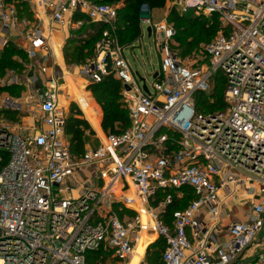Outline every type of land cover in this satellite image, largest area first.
<instances>
[{
	"label": "built area",
	"instance_id": "built-area-1",
	"mask_svg": "<svg viewBox=\"0 0 264 264\" xmlns=\"http://www.w3.org/2000/svg\"><path fill=\"white\" fill-rule=\"evenodd\" d=\"M28 8V14L23 7ZM178 16L214 18L217 36L184 62L174 29L139 9V38L117 37L118 7L88 0H0V53L28 62L0 75V264H131L144 238L164 241L160 264H264V0H166ZM99 25L92 57L74 75L121 85L129 127L81 155L66 137L65 67L56 40ZM147 29L159 69L134 73L124 52ZM145 66V65H144ZM224 80L225 113L199 112L195 97ZM145 88V90H144ZM18 95V97H12ZM30 120L11 126L3 113ZM80 175V177L78 176ZM184 208L164 215L176 200ZM249 205L233 222L229 206ZM119 212L130 211L134 215Z\"/></svg>",
	"mask_w": 264,
	"mask_h": 264
},
{
	"label": "trees",
	"instance_id": "trees-1",
	"mask_svg": "<svg viewBox=\"0 0 264 264\" xmlns=\"http://www.w3.org/2000/svg\"><path fill=\"white\" fill-rule=\"evenodd\" d=\"M94 4L105 5H121L122 8L117 11V22L119 21V15L121 14L123 26L120 29L117 25V37L121 45L129 46L135 42L139 35V9L141 6L146 5L149 10L161 9L165 6L166 0H88ZM26 8V7H25ZM174 22L172 23L175 32L174 41L178 44L179 56L188 57L193 50H195L204 40L210 39L211 36L216 34L220 29L219 24L214 18L200 19L192 18L188 16H178L174 12ZM209 20V22L207 21ZM209 23V24H208ZM85 28H90L93 35H88L90 39L82 42L80 36L82 32L76 31L71 34V37L67 40L66 45V63L80 66L84 63V60L91 55L95 41L103 29L99 25L88 24ZM86 30V29H85ZM130 34L132 41L127 42L124 39V34ZM85 33V32H84ZM127 42L128 44H126ZM16 49L12 46H8L3 52L0 53V71L3 68H11L14 66L12 58L16 55ZM200 54V52H199ZM212 90L205 95H197L195 97V103L197 110L204 113H215L225 106L224 93L225 85L224 80L219 76H215L213 83L211 84ZM90 90L98 100V104L103 114L102 129L106 134H119L129 127L128 114L121 105V85L113 77L108 76L104 78L100 83L90 84L88 86ZM197 101L199 102L197 104ZM89 106L93 107L89 99ZM77 115L79 112H76ZM119 126V128L116 127ZM89 130L87 123L76 117H72L68 120L66 126V136L69 138L71 153L75 156L81 155L84 151V132ZM90 132V131H89ZM190 198H184L176 200L173 206L167 209L164 215V221L167 225H170L169 213L175 209H182L185 207L186 202ZM116 207V206H115ZM117 211V209H116ZM118 216L121 218L123 214L133 216L130 211L123 210L117 211ZM165 248L164 241L159 239L155 244H151L146 252L145 261L148 264H160L161 254ZM152 249V250H151ZM152 255L149 256L148 254ZM108 251L101 250L96 254L88 256V261L93 264L103 263L108 258ZM97 258V261H92V258Z\"/></svg>",
	"mask_w": 264,
	"mask_h": 264
},
{
	"label": "rangeland",
	"instance_id": "rangeland-1",
	"mask_svg": "<svg viewBox=\"0 0 264 264\" xmlns=\"http://www.w3.org/2000/svg\"><path fill=\"white\" fill-rule=\"evenodd\" d=\"M25 7H23V11L26 14H28L29 13L28 12V8L27 7L25 8ZM117 7L119 8V10L122 8L121 5H117ZM166 9H167V6H166V3H165V6L161 10L153 11V16H154V18H155V20L157 22H162L164 16L167 14V23H168V25H172V23L174 22L173 20L175 18L174 14H173V12H168ZM190 17L198 18V17H194V16H190ZM199 18L203 19V17H199ZM204 19H206V18H204ZM207 21L209 22V20H207ZM117 25H118V27L120 29L123 26V21H122L121 14L119 15V21L117 22L116 26ZM85 29L84 30H80V32H82V36H80V39L82 40V42L85 41V40L90 39V37L88 35H93V32H92V30L90 28H85ZM218 31L216 32V34L214 33V35L211 36L210 39L208 38V39L204 40L195 50L192 51V53L188 57L179 56V50H177L178 49V44L176 42H175V45H173L171 47V49L184 62L191 61L193 59H196V57L200 55L199 54L200 50L203 48V46L205 44H208L211 40H213L217 36ZM124 39L127 42H131L132 41V36L130 34H127V32H126L124 34ZM127 42H125V43L128 44ZM55 45L60 46V48L62 46V58H63V61H64L65 68H66V70L68 72L70 71V73L74 76V73H75L74 69L78 65L71 64L72 62L70 64L66 63L65 59H66V55H67V53H66L67 40L64 41V42H61L60 40L57 39L56 42H55ZM10 46L15 48L17 53L12 58V61L14 62V66L9 68V69H14V70H17L19 72H24L28 68V62L26 61V59L24 57L23 50L20 49V47H22L21 44H20V47H18L15 44H11ZM92 55L93 54L91 52V55L88 56L85 60L91 58ZM124 56H125L127 62L129 63V65L131 66L132 71L134 73H137L140 77L143 76L144 70H147V71L150 72L153 69L156 72L159 69L160 58L158 57V54L156 53V51L154 49L152 40L148 39L147 36L144 37V39L142 41V44H140V45L136 44L134 46V48L127 49L124 52ZM6 69L7 68H3L0 71V75H2ZM74 77H77V76H74ZM61 85L66 88L64 90V96L66 97V101L68 100V102H70V104L67 106V112H66L67 113V122H68V120L70 118L75 117V116L76 117L78 116V118L84 120L87 123V125L89 126V130L88 131L92 132V135H91L90 138H87V137L84 138V140H86V144L88 143L91 146V148L98 147L101 144V142L103 141V136L106 135V132L103 131L102 126H101L102 121H103V114H102L101 108H100V106L98 104V100L96 99V96L90 90H88V86L89 85L84 83L81 80H78V78H75L74 84H72L69 81L68 85L70 86L71 90L67 87L68 85H66L64 83V81L61 82ZM74 85H75V87H74ZM68 89H69V91H68ZM211 90H212V87H210V91ZM209 93H207L206 95L208 96ZM76 96L77 97L81 96L82 98L84 97L85 99L87 98L88 103H89V99H90L92 106L95 107L98 110L99 116H101V117H100V125L99 126L97 125V130H96V128L93 127L92 124L89 123V121L87 120V116L80 109V107H79L80 105H78L79 101H78V98ZM0 97H1V95H0ZM12 97H18V95H15V96H12ZM74 99H75V101H74ZM72 100H73V102H72ZM120 103H121V105L124 108L122 100L120 101ZM198 103L199 102L197 101V104ZM224 104H225V106L220 110V112H222V113H225L227 111V107H228L227 106L228 104L226 103V101L224 102ZM76 112H79V114L77 115ZM3 118L11 126H20V122H26L27 116L25 114H20V113H8V112L5 113L4 112L3 113ZM116 127L119 128L118 125H116ZM67 140H69L68 137H67ZM78 176L80 177V175H78ZM248 207H249V205L232 206V207L229 206V211H228L227 215L230 216V217H233V218L234 217H237V218L241 217L243 215V209L244 208L248 209ZM114 209H115V211H116V209L118 211L119 207L116 206V207H114ZM149 239L153 241L151 244H155V243H157L159 241V239H157L154 236L150 237ZM146 252H147V250H146ZM148 255L151 256L152 252H151V254H148ZM92 261L96 262L97 258L93 257ZM108 263H109L108 261L104 260V262L100 263V264H108Z\"/></svg>",
	"mask_w": 264,
	"mask_h": 264
},
{
	"label": "crops",
	"instance_id": "crops-1",
	"mask_svg": "<svg viewBox=\"0 0 264 264\" xmlns=\"http://www.w3.org/2000/svg\"><path fill=\"white\" fill-rule=\"evenodd\" d=\"M162 9V8H161ZM161 9H156V10H161ZM156 10H152V16H153V11H156ZM153 18H154V16H153ZM155 19V18H154ZM140 34V33H139ZM138 38H139V35H138V37H137V39L136 40H138ZM148 38V37H147ZM58 40H60L61 42H64V41H66L65 39H63V38H58ZM135 40V41H136ZM61 49V50H60ZM57 55H56V54ZM54 55H55V60H54V63L55 64H57L58 66H61V67H65V65H64V61H63V58H62V46H61V48H60V46H58L57 45V47H56V49H55V51H54ZM59 57V58H58ZM77 68L78 67H76L74 70H75V72L77 73ZM66 69V68H65ZM69 78H65V84L66 85H68V83H69V81L72 83V84H74V80H75V78H78V80H81V81H83L81 78H79L78 76L77 77H74L70 72H69ZM72 78V79H71ZM84 82V81H83ZM84 83H86V82H84ZM69 89H70V86L68 85L67 86ZM74 87H75V85H74ZM66 89V88H65ZM69 89H68V91H69ZM71 90V89H70ZM69 93V92H68ZM78 93V92H77ZM63 96H64V93H63ZM65 97V96H64ZM84 97L82 98L81 97V100H82V102L85 104V106L88 108V109H90L91 111H92V114L94 115V118H95V122H96V127H94V128H96V130H97V125L99 126L100 125V117L101 116H99V113H98V110L95 108V107H90L89 106V103H88V101H87V98L85 99L86 100V102H84ZM64 101H65V103H66V105L68 104H70V102H68V100L66 101V99H64ZM74 101H75V99H74ZM72 102H73V100H72ZM79 105V104H78ZM80 107V106H79ZM67 108V107H66ZM95 108V109H94ZM81 109V108H80ZM82 110V109H81ZM28 121H30L28 118L26 119V122H28ZM90 123V122H89ZM91 135H92V132H89V131H85L84 132V136H83V138H85V137H87V138H90L91 137ZM105 136V135H104ZM104 136H103V138H104ZM67 137V136H66ZM86 148V149H85ZM97 148V147H96ZM84 149L85 150H87V149H94V148H91V146L87 143L86 144V140H84ZM84 150V151H85ZM246 212H247V209L246 208H244L243 209V215L241 216V217H230V220L231 221H233V222H242V221H244L245 220V218H246ZM152 237V236H151ZM150 238V237H149ZM148 238V239H149ZM149 242L150 243H152L153 241L152 240H150L149 239ZM143 255H144V253H143Z\"/></svg>",
	"mask_w": 264,
	"mask_h": 264
},
{
	"label": "bare ground",
	"instance_id": "bare-ground-1",
	"mask_svg": "<svg viewBox=\"0 0 264 264\" xmlns=\"http://www.w3.org/2000/svg\"><path fill=\"white\" fill-rule=\"evenodd\" d=\"M77 98H78V101H79L80 108L82 109V111L84 112V114L87 116V120L90 122V124H92L94 127H96V122H95L94 115L92 114V111L90 109H88L85 106V104L82 102L81 96H79ZM64 99H66V97H64ZM84 102H86L85 99H84ZM145 246H146V244L144 242V238H142L139 241L137 248L135 249V252H134V255H133L131 264H136L138 262V260L143 255Z\"/></svg>",
	"mask_w": 264,
	"mask_h": 264
},
{
	"label": "water",
	"instance_id": "water-1",
	"mask_svg": "<svg viewBox=\"0 0 264 264\" xmlns=\"http://www.w3.org/2000/svg\"><path fill=\"white\" fill-rule=\"evenodd\" d=\"M149 36H150V30L147 29V37L149 38ZM144 90H145V88H144ZM145 91H146V90H145Z\"/></svg>",
	"mask_w": 264,
	"mask_h": 264
}]
</instances>
